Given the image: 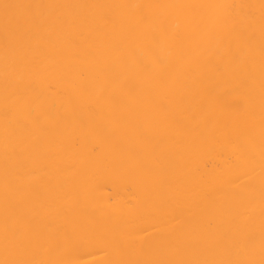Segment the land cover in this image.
<instances>
[{"label":"bare ground","instance_id":"bare-ground-1","mask_svg":"<svg viewBox=\"0 0 264 264\" xmlns=\"http://www.w3.org/2000/svg\"><path fill=\"white\" fill-rule=\"evenodd\" d=\"M0 264H264V0H0Z\"/></svg>","mask_w":264,"mask_h":264}]
</instances>
